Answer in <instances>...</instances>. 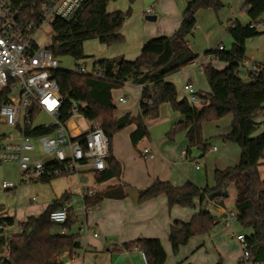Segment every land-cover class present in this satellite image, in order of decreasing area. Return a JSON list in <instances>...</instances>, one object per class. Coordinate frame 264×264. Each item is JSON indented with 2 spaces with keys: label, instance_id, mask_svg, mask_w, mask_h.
Masks as SVG:
<instances>
[{
  "label": "trees",
  "instance_id": "trees-1",
  "mask_svg": "<svg viewBox=\"0 0 264 264\" xmlns=\"http://www.w3.org/2000/svg\"><path fill=\"white\" fill-rule=\"evenodd\" d=\"M19 1L27 11L36 3L39 15L41 5L46 0ZM111 1L116 0H90L76 21L56 20L52 24L55 35L49 46L51 52L56 57L71 56L81 60L84 59L83 45L86 40L97 39L106 46L123 42L121 29L131 16V5L136 0H129L130 7L125 12L109 13L107 7ZM223 7L224 0H187L179 29L171 37L147 41L134 61L101 59L93 64L95 74L80 73V68L75 72L58 70L54 78L63 99L62 119L69 117L73 102L86 103L85 116L101 125L111 144L117 133L135 124L131 141L136 147L139 141L149 136L147 121L158 117L160 106L166 103L183 117L168 133L169 139L173 140L178 133L186 132L190 148L200 149L204 155L209 146L203 137V124L232 116L231 131L224 139L240 147V160L234 167L215 171V187L200 188L191 181L176 187L169 182L156 180L140 191L139 202L166 195L170 208H191L195 198H200L203 205H208L210 201L223 205L229 197L228 188L233 184L237 191L234 208L238 216L237 224L247 237L250 259L264 264V179L259 174V166L264 160V133L253 136L258 125L256 119L264 116V50L263 60L257 64L258 71L243 69L247 60V41L261 34L258 25L264 15V0H247L245 3L249 24L244 25L239 20L230 23L227 31L233 39L231 49L207 52L214 53L218 60L228 66L223 70L211 63L204 66L203 72L211 92L205 97L208 101L203 108L192 105L187 97L179 100L176 86L166 81L167 77L181 71L198 57L187 42V37L197 28V12L208 8L218 12ZM129 81L142 85L140 114L136 118L130 115L116 117L112 90ZM149 101L151 104H148ZM27 132L30 135L47 133L39 127ZM121 174V164L110 154L107 169L97 174L96 182L100 184L111 178H120ZM85 199L90 207H94L101 197L94 195ZM66 201L67 195L64 194L48 205L41 215L28 217L22 223L21 232L10 236V253L2 263L62 264L59 257L65 251H69L70 257H73L82 248L78 236L72 234L75 225L73 216L70 214L64 225L71 232L66 235L61 234V226L50 219L51 212ZM3 211L4 207L0 205V226L14 225V220L1 218ZM214 220L209 211L201 209L189 222L175 223L169 237L174 254H178L180 247L188 244L192 237L209 234L217 225ZM6 243L7 235L0 230V250ZM125 248H138L145 254L147 264H164L166 261V252L159 239H137L125 244Z\"/></svg>",
  "mask_w": 264,
  "mask_h": 264
},
{
  "label": "crops",
  "instance_id": "crops-1",
  "mask_svg": "<svg viewBox=\"0 0 264 264\" xmlns=\"http://www.w3.org/2000/svg\"><path fill=\"white\" fill-rule=\"evenodd\" d=\"M136 1L152 3L153 6L147 9H151L153 12L148 14L146 9L144 11L146 15L145 19L143 12L136 9L133 11L132 9L131 16L126 20L121 29L124 41L107 46V48L101 51V59L134 61L140 56L142 47L147 41L159 37H171L181 26L187 0ZM246 2L247 0H225V7L218 13L216 20L212 14L213 12L207 10L206 17L210 21V28L215 29V31L220 30L217 29V19L221 21L228 19V24L234 20H239L244 25L249 24L250 19L247 15L242 19L239 17L240 10H242ZM226 7L228 8L226 9ZM124 10V8H116L110 11L107 7L109 13ZM230 11H235V13H231ZM204 12H197L196 20L198 23L199 15ZM231 14H235V19L231 18ZM148 16H156L157 19L156 21H149L147 20ZM224 16H226L225 19H223ZM194 33L187 37V42L193 53L198 57L207 54L211 50H216L222 45V43H219L216 45V47L218 46L217 48L215 46L207 47L204 49V53L200 51L196 52L191 43V40L194 38ZM246 57H248V52H246ZM247 61L250 62L249 60ZM261 62L256 64L259 65ZM212 64L219 70H223L228 66L227 63L220 60H216ZM190 68L192 69H183L180 72L170 75L166 78V81L174 84V76H177L183 79L184 84L188 82L195 84L197 94L200 97H207L211 89L205 76L196 70V67L190 66ZM243 69L248 70V68ZM91 70L88 71L91 72ZM127 83L138 87L137 97L133 99V103H126L128 106L124 105L119 114L116 111L115 115L116 117L130 115L131 118H136L140 114L141 92L139 91L142 88L140 85L130 81L124 83L122 86H125ZM114 90L116 89L112 90V96ZM121 97H125L123 93H120L116 98L119 101ZM186 97V92L182 98L178 95L179 100ZM119 103L121 102L119 101ZM182 119L183 117L173 111L168 104H162L159 108L158 117L151 119L149 124L147 121L148 129H150L149 136L139 141L136 147L133 146L131 141V134L136 129L135 124L127 126L113 137L111 154L121 164L122 174L120 178H111L99 184L96 182L95 177L94 179L90 178L91 183L84 184L83 180H79L76 177H64L69 179L74 178L76 182L72 185L68 183L63 191L58 194L52 191V194L46 200L47 202L45 201L44 206L42 208L40 207L36 213H26V215L18 219L16 208L10 210L4 204H0L4 207L1 218L14 220V225L11 228L13 230L11 232L13 234L20 233L22 223L28 217L41 215L48 205L54 200L61 198L64 194L67 195L68 200L69 197H75L74 194L80 196L92 190L96 196L101 197L98 208L93 207L86 214L83 213L82 215L76 214L74 209L75 205L72 206L71 215L75 220V225L79 221L86 220L91 231L99 234L97 238L92 233L87 234L83 240L78 237L82 245L81 249L94 248L99 253L106 249L107 252L115 256L112 264H135L134 258L139 264H144L142 252L138 248L127 249L125 248V244L137 239H159L166 252V261L164 264H216L219 261L222 264H239L241 247L235 239H232L230 242L227 240L229 234L242 232L241 230L235 229V224L228 227L216 225L209 234L192 237L188 244L180 247L178 254H174L172 244L169 240L171 227L175 223L189 222L201 209L209 211L214 216L216 223L223 222L227 212L234 210L227 207V201L229 199L233 201V205L236 201L237 191L233 184L228 188L229 199H225L223 205H218L212 201L208 205H203L200 198H195L194 205L191 208L180 206L170 208L166 195H160L148 201L139 202L140 191L150 187L156 180L169 182L176 187L184 186L187 182L191 181L200 188H213L216 185L214 179L217 169H226L238 164L231 165L232 163L230 162H234L235 159H232L229 154L230 152L235 153L237 151L236 145L227 139H223L231 131L232 116L203 125V135L206 145L211 146L210 141L217 138L220 139L217 142L221 144L220 148H217V146L213 147L214 151L219 153L215 155L217 162L211 167L210 171L203 169L202 166L196 165L193 162L194 158L192 157V151L191 154L189 153L190 146L186 132L178 133L173 140L169 139L168 133ZM256 122L258 125L253 135L254 137L264 133V116L258 117ZM157 128L158 131H156ZM211 138L213 139L210 140ZM145 147L150 148L154 152L155 157L153 159H145L141 156L140 152ZM259 174L261 179H264V160L259 166ZM52 181L48 183L50 184ZM75 183L80 187L76 186L72 190L70 187H73ZM18 192L20 195V204V201H22L20 199L22 193L20 191ZM34 198L35 201H33ZM37 202L38 198L33 196L30 199L29 207L26 209L31 210L32 207H37ZM80 216H83L84 219L80 220ZM75 225L73 226L74 230ZM223 229L226 230L224 231ZM74 230L72 234L75 233ZM80 250L73 257H70L69 251H65L59 257V261L62 264H87L85 261L78 260L80 257L78 252ZM2 252L3 250H0V260Z\"/></svg>",
  "mask_w": 264,
  "mask_h": 264
},
{
  "label": "built area",
  "instance_id": "built-area-1",
  "mask_svg": "<svg viewBox=\"0 0 264 264\" xmlns=\"http://www.w3.org/2000/svg\"><path fill=\"white\" fill-rule=\"evenodd\" d=\"M90 0H46L41 5V12H36V3L25 9L19 0H0V166L11 164L17 166V181L3 180L0 192H15L22 184L32 182H48L59 177H76L88 181L107 169V158L111 154V141L99 123L90 120L84 114L85 106L81 103L72 105L69 117L62 119L63 99L59 86L54 78L59 69L56 57L48 45H41L35 40L40 26L52 25L56 20L76 21L83 12L84 5ZM247 7L244 8L246 11ZM151 14L153 11L147 9ZM253 27V25H252ZM218 50H224L220 45ZM216 49V50H217ZM218 60L214 53H207L193 60L189 66L203 70L204 66ZM244 68L258 71L257 64L247 60ZM80 73L95 74L86 67L80 68ZM142 88V85H140ZM188 101L197 108H203L207 99L200 97L193 83L184 84ZM125 103L124 97L119 98ZM151 104V101L148 102ZM45 113L50 116L49 123L34 125L36 117ZM84 117L87 129L74 122V119ZM42 128L47 133L40 135L28 134L29 129ZM145 159H153L154 152L145 147L140 152ZM95 193L87 191L79 198L69 197L58 209L50 214V219L61 226V234L71 232L64 225L68 222L72 206L81 204L84 214L93 207L86 203V196ZM35 201V198L33 199ZM98 208L99 205H95ZM238 222L237 212L228 211L219 226H233ZM79 227L74 233L79 238L92 233L86 220L78 222ZM12 226H0L7 235V243L2 248L0 264L8 258L10 248L8 241L13 234ZM241 247L239 264H263L252 262L248 250V240L245 233L230 234ZM144 264L147 258L142 252ZM118 264V263H116Z\"/></svg>",
  "mask_w": 264,
  "mask_h": 264
},
{
  "label": "rangeland",
  "instance_id": "rangeland-1",
  "mask_svg": "<svg viewBox=\"0 0 264 264\" xmlns=\"http://www.w3.org/2000/svg\"><path fill=\"white\" fill-rule=\"evenodd\" d=\"M151 6H153L152 3H148V2H144V1H139V2L135 1L131 5L133 11L136 9L138 11L143 12V16L145 19H146V15L144 14V11L147 8H150ZM129 7H130L129 0H116V1H111L108 4V9L110 11L115 10L116 8H118V9L124 8L125 9L124 11H126ZM224 7H225V4H224ZM240 7H242V6H240ZM223 8L221 10H219L218 12H215L211 8L201 9L198 11V13L204 12V11L205 12L201 13L199 15V23L197 22V28H196L195 33H194V38L191 40V43L194 46L193 48L195 49L196 52L200 51V52L204 53V51H205L204 49H206L207 47H213V46L216 47V45L219 43H222V45L224 44L226 50L231 49L232 37L230 36V34L227 31V28L230 25V23L228 24L229 20L226 19L224 21H221V20L217 19V21H218L217 22V26H218L217 29H220V30L215 31V29L210 28V21L206 17L207 16L206 11L210 10L213 12L212 14L216 20L218 13L220 11H222ZM227 8L228 7H226V9ZM244 8H245V5L243 6L242 10H240L241 11L240 15H239L240 19L246 17V15H247ZM231 13H235V11L231 12ZM225 18H226V16H224L223 19H225ZM231 18L235 19V14H231ZM262 19H264V15H263ZM214 23H215V21H214ZM258 30L261 31V34L259 36H257L256 38L249 39L246 43V49H247L246 51L248 52L247 60L250 61V64L259 63L262 61L261 59H263V50L262 49H264V21L261 22ZM54 35L55 34L53 31L52 25L45 23L42 26H40L39 31L36 33L35 40L41 45L50 46L53 43ZM105 48H107V46L101 44L97 39L86 40L84 42V45H83L84 59L76 60L75 58H73L71 56H60V57H58L59 69L65 70V71L75 72L81 67L82 68L86 67L87 70H91V68H93L94 62L101 59V57H100L101 51L104 50ZM187 68L192 69V68H190L189 65L183 69H187ZM196 70H198L199 72H201L203 74V76H205L203 70H201L200 68H197V67H196ZM242 76H245V75L243 74ZM205 79H206V76H205ZM206 81H207V79H206ZM128 84H130V83H127V84H125V86H121V87L117 88L113 92V96H112L113 102L116 105V111L118 114L120 113V111H122L123 106L127 105L126 103H128V104H129V102L133 103L134 102L133 99H135L137 97V94H138L137 88L138 87H135L132 84H130V85H128ZM174 84L176 86L179 97L182 98L184 96V93H185V90L183 89V86H184L183 85L184 84L183 79L179 78L177 76H174ZM194 86H195V90L197 92L196 85L194 84ZM123 90H124V92H123ZM139 92H141V91H139ZM120 93H123V95L125 96L124 97L126 99L125 103H119V101L117 100L116 97ZM140 98H141V93H140ZM81 104L83 107L86 106V103H84V102H82ZM116 111H115V113H116ZM228 117H230V116H227L224 118H228ZM224 118H222V119H224ZM50 121H52V120H51L49 115H47L45 113H41L36 117L34 125H41V124L49 123ZM217 121H219V120H217ZM74 122H77L82 127L83 131L87 129V121L84 117H79L78 119H74ZM150 122H151V119L148 120V124ZM214 122H216V121H208V122H205L204 124H207V123L211 124ZM160 130H161V128H160ZM156 131H158V128L156 129ZM203 137H204V135H203ZM212 139L213 138H211L210 140H212ZM217 140H220V139L217 138V139H213L212 141H210L211 146H209L208 152L205 153L204 155H202V151L200 149L190 148V150L192 151V154H193L192 157L194 158L193 162H195L196 165L202 166L203 169H208V171H210L211 167L217 162L215 155L217 153H219V152L214 151L213 147L217 146V148H220V146H221V144L218 143ZM232 143L236 145L237 151L235 153L234 152L229 153L231 155V158L235 159L234 162H230V163H232L231 165H236L237 163H239L241 150H240V147L236 143H234V142H232ZM17 173H18V170H17V166H15V165L5 164V165L0 166V186H1V183L3 180H15V181H17V175H18ZM83 181H84V184L91 183L90 179L88 181H85V180H83ZM214 181H215V179H214ZM74 182H76V180L74 178L69 179V178L59 177V178L54 179L50 184L48 182H44V181L32 182V183H29L28 185L22 184L20 187H18V189H16L15 192H12V191L0 192V204H4L5 207L7 209H10V210L11 209L14 210L16 208L17 218L20 219L23 215H26V213H36V211H38L40 207L42 208L44 206V203L47 202L46 200L49 197V195L52 194V191H54L58 194L61 191H63L65 186L68 185V183H70L72 185ZM46 183H48V184H46ZM76 186L80 187L77 183H75L73 185V187L71 186L70 188L73 190L74 187H76ZM18 191H20L22 193V197L20 198L22 201H20L21 202L20 204H19L20 195H19ZM33 196H36L38 198L37 207H32L31 210L26 209L27 207H29L30 199H32ZM74 196H75V198H79V195H77V194H74ZM74 207H75L74 209H75L76 214H82L83 215V211H82V209H80V207H81L80 204H75ZM227 207L229 209L235 208V204L233 205V201L231 199H229L227 201ZM79 218H80V220L84 219L83 216H80ZM234 226H235V229L240 230V227L238 224H235ZM78 227H79V224H76L75 230L73 228L74 232L77 231ZM85 237H86V235H84V236L82 235L81 238H79V239L83 240ZM227 240L229 242L232 240V238H230V234L228 235ZM78 253L80 256L78 260L85 261V262H87V264H112L114 262L113 259H115V256L112 255L111 253L107 252L106 249H104L103 251H101L99 253V252H96L94 248H92V249L88 248L86 250L81 249ZM111 255H112V257H111ZM134 262H135V264H139L135 258H134Z\"/></svg>",
  "mask_w": 264,
  "mask_h": 264
},
{
  "label": "water",
  "instance_id": "water-1",
  "mask_svg": "<svg viewBox=\"0 0 264 264\" xmlns=\"http://www.w3.org/2000/svg\"><path fill=\"white\" fill-rule=\"evenodd\" d=\"M156 19H157L156 16H148V17H147V20H149V21H156ZM79 103H80V102H73L72 105H78ZM189 153L191 154V150H190ZM190 154H189V155H190Z\"/></svg>",
  "mask_w": 264,
  "mask_h": 264
}]
</instances>
